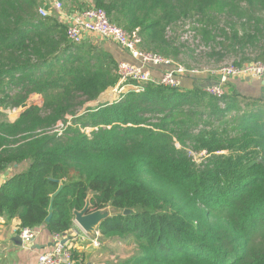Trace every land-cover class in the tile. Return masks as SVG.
Wrapping results in <instances>:
<instances>
[{"label":"trees","instance_id":"obj_1","mask_svg":"<svg viewBox=\"0 0 264 264\" xmlns=\"http://www.w3.org/2000/svg\"><path fill=\"white\" fill-rule=\"evenodd\" d=\"M93 1L66 6L103 10L165 59L171 24L224 14L230 49L264 64V0ZM40 2L0 0V108L19 112L0 121V174L26 165L0 187V217L64 237L91 195V211L116 213L103 240L132 247L113 264H264V98L147 83L78 118L97 128L91 135L75 126L48 134L117 87L121 62L103 45L73 44L57 15L38 14ZM56 88L57 101H30Z\"/></svg>","mask_w":264,"mask_h":264},{"label":"rangeland","instance_id":"obj_2","mask_svg":"<svg viewBox=\"0 0 264 264\" xmlns=\"http://www.w3.org/2000/svg\"><path fill=\"white\" fill-rule=\"evenodd\" d=\"M85 1L91 7H95V2L93 0ZM43 5V0H41L38 8V14L39 9L41 7H44ZM66 7V11H68L70 7ZM46 9L49 16L57 15L59 17V15L54 12V10L50 6H47ZM208 21L209 20L199 21L194 17H190L187 19L183 18L178 22L171 24L165 32L166 44L164 46L167 48L170 54L167 59H169L174 65L178 66L179 68H182L184 71L193 73V75L195 76L193 78H196L195 80L192 79L193 81L191 80V78H189L190 81L186 79L188 80V82H181V85L183 87L191 90H198L199 88H203V90H206V92H208V89L215 86L216 84V82H213V80L216 79L218 81L219 78L216 76V74L219 70L251 63L254 57V55H252L250 52H247L246 55L243 56L236 53L238 51H235L234 53V51L230 49V42L226 40L223 30H225V28L229 29L231 24L228 22V19L224 14L213 16V20H210L211 24H209ZM129 34H131V36L135 38L138 43L137 45L141 50L148 54H153L151 52L155 50L150 49L148 50L149 52L145 51V38L140 33L133 32ZM88 42L94 45H98L96 38ZM160 48L162 50H165L162 45ZM244 59H248L251 61H245ZM137 64L138 61H136V64L134 65ZM161 73H165V70ZM150 74L154 75L152 72H150ZM182 76L185 75L183 74ZM161 77L162 74L158 75L157 79H161ZM188 77L189 76H187L186 78ZM121 80L122 78H120V81ZM118 87L119 86L105 92L96 102L99 101L98 104L103 106H105L106 103L108 105H111L118 102L120 100V98L118 97L122 95L118 94ZM129 87L130 88H126V90L123 91V94H127L128 92H130L132 87ZM231 87L236 88V84H234V82H228L223 86V92L231 93ZM61 94L62 88L51 89L45 91L42 95L32 97L30 101L36 103L38 102L40 105H42L45 100L57 101L60 98ZM262 98H264V96ZM94 109H97L95 104L87 106L85 109L81 110L76 115V117H67L66 122H60L54 128V131L47 133L51 135L55 133L61 134L67 127L75 126L80 128L82 133L91 135V133L97 128L84 126L80 119H84L88 111ZM18 113V110L15 109L0 108V121L7 120L13 122L17 119ZM38 134L43 135L44 131H40L38 132ZM203 155L204 153L197 156L196 159L198 162H201L203 160ZM23 167L25 168L26 165H24ZM131 248L132 247L123 245L120 252L121 254L126 255L131 251Z\"/></svg>","mask_w":264,"mask_h":264},{"label":"built area","instance_id":"obj_3","mask_svg":"<svg viewBox=\"0 0 264 264\" xmlns=\"http://www.w3.org/2000/svg\"><path fill=\"white\" fill-rule=\"evenodd\" d=\"M70 1L43 0L44 7L39 9V15L41 17H48L46 7L50 6L60 16L61 22L68 25L67 35L73 44H82L86 41L87 36H98L105 41L118 45L126 53L130 54L135 61H138L137 65L127 62L119 64V75L122 78L118 85L119 95H123V91L126 88H130L129 86L132 87L130 91L142 92L143 86L147 83L177 88L181 85L182 80L189 75L190 72H186L174 65L169 59L148 54L141 50L135 38L124 29L112 24L103 10L89 9L72 15L66 14V5ZM152 68L165 69V73H162L161 79H157L150 74ZM183 74L185 76H182ZM216 76L219 78V83L210 87L208 92L217 98H221L224 95L223 86L231 79L248 78L264 80V64L253 62L221 69L217 72ZM20 237L25 245L30 247L36 237L35 229H22ZM53 237L54 247L50 251L41 254L36 264H74L71 252L74 246L70 242L75 241L77 238L85 240L87 235L83 231L71 230L68 236L53 235ZM64 240H67L65 244L63 243ZM93 244L96 247L100 246L97 240H94Z\"/></svg>","mask_w":264,"mask_h":264},{"label":"crops","instance_id":"obj_4","mask_svg":"<svg viewBox=\"0 0 264 264\" xmlns=\"http://www.w3.org/2000/svg\"><path fill=\"white\" fill-rule=\"evenodd\" d=\"M65 12L70 15L74 14L72 10H65ZM95 38L97 39L98 45H104L109 48L111 53L114 54L120 62L133 63L132 60L134 59H132L130 54L126 53L114 43L105 41L98 36H87L86 41H92ZM164 70L165 69L162 68H153L150 71L154 74L152 76L157 78ZM186 79L189 80V78L185 77L182 80V83L188 82ZM229 82H234V84H236L237 91L243 96L252 98H262L264 96V80L235 78L231 79ZM98 103L99 101L91 104H95V106L99 108L102 105ZM25 168L23 166H14L6 172L1 173L0 187L10 178L25 170ZM71 230L82 231L75 224V222ZM20 232L21 229L19 219L0 217V264H36L38 257L41 254L50 251L54 247V237L45 226L35 229L36 237L30 247L25 245L22 241ZM94 240L99 242V247H96L93 244ZM70 244L75 247L78 253L84 256L82 264H113L116 260L115 257L118 254H121V252H118L119 248L121 249L123 246L120 243L104 241L99 231H97L93 236H87L85 240L77 238L75 241H71ZM114 251L117 253H114Z\"/></svg>","mask_w":264,"mask_h":264},{"label":"water","instance_id":"obj_5","mask_svg":"<svg viewBox=\"0 0 264 264\" xmlns=\"http://www.w3.org/2000/svg\"><path fill=\"white\" fill-rule=\"evenodd\" d=\"M133 59V58H132ZM132 64H136L135 60H132ZM190 77H195L193 73H189ZM249 80V79H248ZM62 187L59 188V190L55 193V197L59 195L61 192ZM50 212L51 214L46 220V223H49L52 219V212H53V204L50 206ZM131 212L129 210L124 211V214H130ZM74 222L75 224L87 235V236H93L97 231H99L102 224L108 220L109 218L113 217L116 213L114 212V209L111 207L97 210V211H91V195L86 200V205L83 210L81 211H74ZM67 242V240H64V244Z\"/></svg>","mask_w":264,"mask_h":264}]
</instances>
